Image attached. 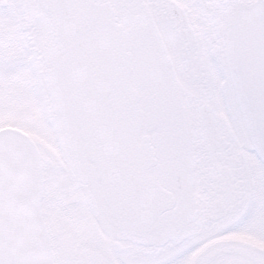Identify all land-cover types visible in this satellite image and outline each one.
<instances>
[{
  "label": "snow or ice",
  "instance_id": "6c2138e0",
  "mask_svg": "<svg viewBox=\"0 0 264 264\" xmlns=\"http://www.w3.org/2000/svg\"><path fill=\"white\" fill-rule=\"evenodd\" d=\"M0 264H264V0H0Z\"/></svg>",
  "mask_w": 264,
  "mask_h": 264
}]
</instances>
